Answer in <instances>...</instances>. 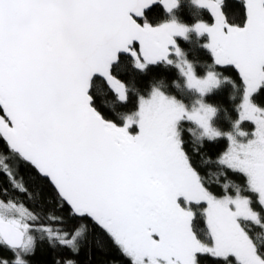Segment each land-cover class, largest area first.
Masks as SVG:
<instances>
[{"label":"snow or ice","instance_id":"1","mask_svg":"<svg viewBox=\"0 0 264 264\" xmlns=\"http://www.w3.org/2000/svg\"><path fill=\"white\" fill-rule=\"evenodd\" d=\"M188 3L0 0V264H264V0Z\"/></svg>","mask_w":264,"mask_h":264},{"label":"trees","instance_id":"2","mask_svg":"<svg viewBox=\"0 0 264 264\" xmlns=\"http://www.w3.org/2000/svg\"><path fill=\"white\" fill-rule=\"evenodd\" d=\"M185 2V7L180 13L181 18L184 19L186 22H193L195 18L198 16L203 18L206 22H211L210 17L207 14H202L198 9H195L194 6H192L190 3H188V0H184ZM187 47V45H184ZM199 55L201 59L207 60V52L201 50L199 52ZM162 69H164V66H161ZM228 75L235 76L234 71H229L227 73ZM161 76H164L165 78L171 79L176 76V71L175 69H166L161 71L160 73ZM210 102H220L224 103V106L227 107V103L224 101H217L216 98H210ZM245 129L249 130V126L246 124ZM227 141L226 140H219L216 143H212L209 145H206V147L203 149L201 156L196 157L198 160L205 158L206 155H211L215 156L218 152L223 151L226 148ZM8 163L10 165H14L15 161L9 159ZM209 173L208 179L213 183V188L212 190L215 193H219L220 189L218 186H216V179L217 177L215 175H211V173L214 172V169L211 167H202V174L203 173ZM20 175L24 176L25 179L27 180L29 187L31 189V196L32 199H29L25 197L22 193L18 192H13L11 189H9V197H17L21 201H23L26 205L29 207H33L34 203L36 202H41L44 200H48L49 203L50 197L52 195L51 187L44 181H36L34 178L31 176V173L28 172L25 169H20ZM232 179L237 180L239 182V178L232 177ZM6 186V178L0 174V187ZM3 198V197H0ZM197 211V216L194 219V226L198 232L203 233V230L205 229V223H204V218L202 215V206L196 208ZM67 227H73L74 225L72 223H68L65 225ZM65 254L66 250H63ZM108 252L107 255L101 254L99 251L94 252L91 247H85L84 250L80 253L79 257L77 259L80 261V264H89L90 260L94 261H101V260H115L116 264H126V259L127 258H122L120 255L115 252L114 250L108 251L107 249L105 250ZM61 252L60 249L53 250L48 247L47 243H38L35 254L30 257V260L32 264H54V260L58 258V253ZM0 255L4 256H11V253L7 252L6 250L0 249Z\"/></svg>","mask_w":264,"mask_h":264}]
</instances>
